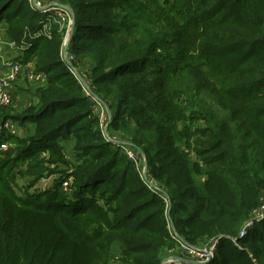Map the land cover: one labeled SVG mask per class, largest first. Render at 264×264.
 <instances>
[{
  "label": "trees",
  "instance_id": "trees-1",
  "mask_svg": "<svg viewBox=\"0 0 264 264\" xmlns=\"http://www.w3.org/2000/svg\"><path fill=\"white\" fill-rule=\"evenodd\" d=\"M58 1L74 10V68L111 109L109 133L144 150L156 186L105 138L62 58L67 28L37 37L45 14L0 0L6 40L31 44L20 60L45 77L35 104L7 113L12 89L0 107L3 126L33 123L22 138L1 130L0 146L21 147L23 178L45 151L64 162V138L78 156L72 192L56 185L46 203L2 184L16 164L0 162V264H99L114 242L126 264H161L177 243L170 222L193 245L220 238L205 264H264V220L230 238L264 201V0Z\"/></svg>",
  "mask_w": 264,
  "mask_h": 264
},
{
  "label": "built area",
  "instance_id": "built-area-1",
  "mask_svg": "<svg viewBox=\"0 0 264 264\" xmlns=\"http://www.w3.org/2000/svg\"><path fill=\"white\" fill-rule=\"evenodd\" d=\"M30 7L36 12H41L45 14V18L43 20L44 29L43 31H39L36 36L39 37L40 35H47L51 37V32L48 27L52 26L53 23L58 22L59 24L67 25V34L65 41L68 38L70 33L69 26L72 24L73 16L70 12L68 6L55 3L54 1L49 0H28ZM52 14L51 18H47L48 14ZM5 23L0 21V30H3L5 27ZM69 28V29H68ZM67 42V41H66ZM10 43V42H9ZM66 44V43H65ZM64 44V45H65ZM31 44H24L22 45V49L29 48ZM18 48L15 44L13 45ZM19 47V48H21ZM3 51L2 46H0V56L1 52ZM64 53V52H63ZM65 57L67 60L73 63V56L65 53ZM23 70V63L20 61H8L6 62V70L4 74L0 75V107H5L13 104L14 96L12 93V83L18 79V76ZM74 75L76 74V68H71ZM34 77V76H33ZM39 78L44 80V74L40 73ZM82 84L83 93L89 97L93 103V109L100 114V124L101 129H103V133L105 130L108 132L105 138L112 143L116 142L124 152L126 153L127 157L132 160L138 167H143V164L146 161V156L142 155L139 150L133 146L131 143L126 141H118L112 139V136L109 134V129H107L108 122L111 121V116H109L108 111L106 110L105 104L103 103L102 98L99 94H97L89 80L86 78H79ZM9 129L11 132H14L13 125L8 120L4 123V128ZM146 171V170H145ZM144 179H147L145 175ZM151 180V179H149ZM152 181V180H151ZM150 186H156L154 181L150 183ZM251 216L242 224L239 229L238 236L230 237L231 240L238 245L240 239L244 238L248 235L249 230L252 229L258 222L264 220V201L250 214ZM170 234L176 240V248L180 253H174L173 248L169 249V255L166 257L162 264H189L188 260H195L201 263H207L211 259L215 257L216 248L219 244L220 238L214 237L206 241L203 245H193L188 241H185L173 228V223H169L168 225ZM190 264H197V263H190Z\"/></svg>",
  "mask_w": 264,
  "mask_h": 264
},
{
  "label": "rangeland",
  "instance_id": "rangeland-1",
  "mask_svg": "<svg viewBox=\"0 0 264 264\" xmlns=\"http://www.w3.org/2000/svg\"><path fill=\"white\" fill-rule=\"evenodd\" d=\"M51 1H54L55 3H59V4L69 6L67 4H64L60 1H58V0H51ZM160 2H163V0H160ZM51 16H52V14L50 13L47 15V18L52 19ZM56 24L59 26L60 31L67 28V25L59 24L58 22H56ZM5 25H6V23H5ZM72 25H73V23L71 24V26H69V28H72ZM50 28H52V26L48 27L49 30H50ZM3 34L5 37V33H3ZM65 38H66V36L64 37V42L66 43ZM10 43H13V42H10ZM15 44H17V43H13L12 45H15ZM6 45L7 44L5 42L0 41V46L4 47ZM7 47L10 48V44ZM61 55H62V58H65V53H63V54L61 53ZM71 68H74V66H71ZM76 70H77L76 74L78 76H80L79 78H81V77L86 78V76H84V73L81 74L80 71L78 70V68ZM10 108H11V106L7 107V113H8V109H10ZM8 121L12 123L14 132H11L9 129L5 130L4 126L2 125L3 129L0 127V133H1V130L2 131L5 130V131H7V132L9 131V132L13 133L15 136L21 137V138L23 136L31 134V132H30L31 125L28 126L27 123H24L23 125H21V124H19V122L13 120L12 117L10 119H8ZM30 123H32V122H30ZM107 133L108 132L105 130L104 136H107ZM109 134L112 136V139L117 140V142L121 141V139H122V135L116 131H112ZM14 146H15L14 142H11V143L5 142V143L1 144V146H0V162H4V167L7 169L8 168L7 166H9L11 164H16L13 171L10 174H8V176L6 178H3L1 183L4 185H7L6 187H9L10 190L12 192H14L18 198H22L23 192L28 191V192H31L32 196H35L36 198H38L40 202L46 203L44 200L50 196H48L45 193L49 192L56 185H58V186L60 185L59 187L61 190V192H60L61 195L69 194L72 192L71 186L73 184L72 183L73 178L72 177L69 178V174L72 172L74 167H78V165H77V160H78L77 157L78 156H76V152H75L76 148H75L73 136L71 138H66V139L64 138L61 141V148L63 149L64 154L66 155L64 162H61V161L60 162H51L50 158H49L50 153L48 151H45L42 153V155L39 156V158H40V160L49 159V161L42 162L40 165H38L39 167H35L24 178L21 177L17 173V167L22 169L24 172L29 170V168L26 166V163H24L26 160L19 161V162L15 160L17 157L16 152L18 150H21V147H14ZM116 167L118 168L119 166H116ZM140 173H142L143 178L145 177V175L147 177L149 176L148 170H147V172L145 171V164H143V167H141ZM63 180H65V181H63ZM51 199H52V197H51ZM53 199L55 200V199H57V197H55ZM176 246H177V244L173 247V249H175ZM118 249H119L118 246L114 242L111 245L110 253H108L109 255L104 256V258H102L100 260L99 264H126L123 260V255L119 252ZM173 252L177 253V254L180 253L177 249L173 250ZM165 259H166V257L163 259L162 263L164 262Z\"/></svg>",
  "mask_w": 264,
  "mask_h": 264
},
{
  "label": "crops",
  "instance_id": "crops-1",
  "mask_svg": "<svg viewBox=\"0 0 264 264\" xmlns=\"http://www.w3.org/2000/svg\"><path fill=\"white\" fill-rule=\"evenodd\" d=\"M3 22L5 23V21ZM7 26L8 25L6 24L3 30H0V41L5 42L7 44L4 47L2 46L3 51L1 52V56H0V75L4 74V71L6 70V62L12 60V61H20L23 63V70L18 76V79L12 85V89L15 93L14 95L15 101L14 104L11 106V108L8 109V112L9 114L10 113L14 114V113L23 112V110H25L31 104H35L37 102V96L35 95L34 90L38 88L40 85H42L43 80L39 78V74L41 72L40 73L35 72L36 64L34 63V61L31 60L29 62L24 63L23 60H20V57L24 55L22 48L19 47L17 48L12 45L13 43H9L6 40L3 33L6 32ZM9 44H10V48L7 47ZM2 112L3 110L0 108L1 128H2V123H1ZM26 123L28 126L31 125V127L33 125V123H30L29 121H27Z\"/></svg>",
  "mask_w": 264,
  "mask_h": 264
},
{
  "label": "water",
  "instance_id": "water-1",
  "mask_svg": "<svg viewBox=\"0 0 264 264\" xmlns=\"http://www.w3.org/2000/svg\"><path fill=\"white\" fill-rule=\"evenodd\" d=\"M68 8H69V10H70V12L72 13V16H73V20H72V23H73V25H72V28H71V30H70V33H69V35H68V38H67V42H66V44L64 45V48H63V52L64 53H67V51H68V48H69V46H70V43H71V37H72V35H73V32H74V27H75V19H74V10H73V8L71 7V6H68ZM64 59H66V57L64 58ZM66 62H67V64H69L70 66H73V63L72 62H70L69 60H67L66 59ZM103 103L105 104V107H106V110L108 111V114H109V116H112L111 114H112V111H111V109L109 108V106L103 101ZM110 123H111V121H109L108 122V125H107V127L110 125ZM133 146H135L138 150H139V152L142 154V155H144V156H146L145 155V152H144V150L140 147V146H137V145H135V144H133ZM145 170H146V172H147V170H148V166H149V164L147 163V160L145 161ZM146 180V182H149V183H151L152 181L151 180H147V179H145ZM190 263H199L198 261H195V260H188ZM206 263V262H205ZM205 263H202V264H205Z\"/></svg>",
  "mask_w": 264,
  "mask_h": 264
},
{
  "label": "bare ground",
  "instance_id": "bare-ground-1",
  "mask_svg": "<svg viewBox=\"0 0 264 264\" xmlns=\"http://www.w3.org/2000/svg\"><path fill=\"white\" fill-rule=\"evenodd\" d=\"M197 264H202L201 262L197 263Z\"/></svg>",
  "mask_w": 264,
  "mask_h": 264
}]
</instances>
